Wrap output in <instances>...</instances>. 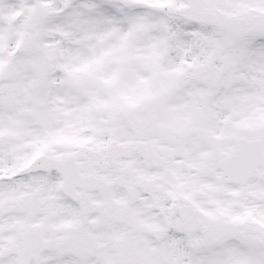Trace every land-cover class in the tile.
I'll return each mask as SVG.
<instances>
[{"label":"snow or ice","instance_id":"snow-or-ice-1","mask_svg":"<svg viewBox=\"0 0 264 264\" xmlns=\"http://www.w3.org/2000/svg\"><path fill=\"white\" fill-rule=\"evenodd\" d=\"M0 264H264V0H0Z\"/></svg>","mask_w":264,"mask_h":264}]
</instances>
